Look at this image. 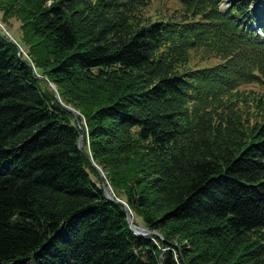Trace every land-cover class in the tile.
<instances>
[{"label":"trees","instance_id":"obj_1","mask_svg":"<svg viewBox=\"0 0 264 264\" xmlns=\"http://www.w3.org/2000/svg\"><path fill=\"white\" fill-rule=\"evenodd\" d=\"M147 1L0 0V264H264V0Z\"/></svg>","mask_w":264,"mask_h":264},{"label":"rangeland","instance_id":"obj_2","mask_svg":"<svg viewBox=\"0 0 264 264\" xmlns=\"http://www.w3.org/2000/svg\"><path fill=\"white\" fill-rule=\"evenodd\" d=\"M221 8L223 11H225L228 8V3L227 2L223 3L221 5ZM184 14L185 12L182 9L181 4L177 0H150V1L148 0L146 2V5H143L140 7L137 17L140 18V21L145 24L146 22L149 21V19L150 20H172V19L174 20V19L182 18ZM0 27L14 43L18 44V46L21 49L20 54H23L26 58H28V52L26 48H24L21 44L22 31H21L20 22L13 19L10 21V26L8 27L2 24L1 19H0ZM200 57H201L200 54L192 53L190 64L192 66L207 65L203 60L200 59ZM213 62L214 61H212V63ZM50 85H54V84L50 83L49 86ZM250 92H254L255 94H257L256 97L264 96V94H262L263 92H261V90L257 88H251L249 90H245V93H248L247 96L249 94H252ZM251 98L252 97H247L243 102L236 101V103H237V106L241 109L244 118L248 119V117L251 115L250 116L252 117L251 119L255 120L258 117H255V118L253 117L256 110L253 106L254 103L252 102L253 100Z\"/></svg>","mask_w":264,"mask_h":264},{"label":"water","instance_id":"obj_3","mask_svg":"<svg viewBox=\"0 0 264 264\" xmlns=\"http://www.w3.org/2000/svg\"><path fill=\"white\" fill-rule=\"evenodd\" d=\"M50 88L55 92V95L57 97V90H56V86L54 85H50ZM70 111L72 113H74L75 117L78 118V115L79 113L75 110V109H70ZM78 146L79 148H82L83 146V136H81L78 140ZM96 169L97 171L99 172L100 176L103 177L104 176V173L103 171L101 170V168H99L98 166H96ZM103 188H104V191H105V194H106V197L112 201H115L117 203H120L122 205L125 206V209L127 211V221H128V224L130 226V229L138 236V237H150V236H157L159 238H162L160 234H158L157 232H154V231H150L149 229H147L146 227L144 226H138L136 224L133 223V218L131 216V213H130V210H129V207L128 205L119 200V199H115L113 194H112V191H111V188L106 184V183H103Z\"/></svg>","mask_w":264,"mask_h":264}]
</instances>
